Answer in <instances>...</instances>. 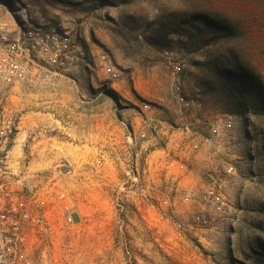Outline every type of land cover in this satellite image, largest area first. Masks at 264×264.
Listing matches in <instances>:
<instances>
[{
  "label": "rangeland",
  "instance_id": "374dc122",
  "mask_svg": "<svg viewBox=\"0 0 264 264\" xmlns=\"http://www.w3.org/2000/svg\"><path fill=\"white\" fill-rule=\"evenodd\" d=\"M14 1L35 24L70 31L95 54L72 80L36 78L2 94L19 123L8 146L12 166L47 187L50 202L64 189L77 214L75 223L56 224L52 264H264V115L225 113L205 93L199 63L216 49L195 51L189 29L166 27L194 2ZM198 3L244 33L240 42L264 80V0ZM103 56L115 68L112 80ZM177 64L181 93L199 105H180ZM156 140L164 142L159 150L150 147ZM180 142L200 147L189 159ZM131 169L145 192L124 188ZM211 175L223 209L207 198Z\"/></svg>",
  "mask_w": 264,
  "mask_h": 264
},
{
  "label": "built area",
  "instance_id": "2783aa9c",
  "mask_svg": "<svg viewBox=\"0 0 264 264\" xmlns=\"http://www.w3.org/2000/svg\"><path fill=\"white\" fill-rule=\"evenodd\" d=\"M94 60L95 54L82 45L76 34L51 24H35L26 7L14 0H0V264H52L50 245L56 224L61 220L75 223L77 216L64 189L56 192L55 199L50 202L52 196L47 187L37 188L29 184L32 180L28 179L30 173L22 176L12 166L8 146L14 142L19 123L13 115L7 114L3 91L36 78L72 80ZM101 62L106 77L116 78L115 68L108 64L105 56ZM174 69L178 77L175 86L180 105L187 108L199 105L198 97L183 96L179 77L183 70L179 64ZM189 129L186 126V130ZM148 134L144 131L141 137L146 138ZM162 143L156 140L150 142V147L159 150ZM180 143L179 151L189 159L200 147L199 142ZM206 159L212 164L217 162L212 156ZM180 165L185 167L182 163ZM231 171L232 168L228 169V173ZM211 178L213 183L209 186L207 198L223 209L225 204L219 193L218 179L212 175ZM140 179L137 169L128 170L124 188L131 191L136 188L133 191L139 194L145 192ZM187 202L188 197L183 200L184 204ZM51 204L54 215L50 211ZM204 211L202 208L199 222L207 220Z\"/></svg>",
  "mask_w": 264,
  "mask_h": 264
},
{
  "label": "trees",
  "instance_id": "16d2710c",
  "mask_svg": "<svg viewBox=\"0 0 264 264\" xmlns=\"http://www.w3.org/2000/svg\"><path fill=\"white\" fill-rule=\"evenodd\" d=\"M130 4L134 0H122ZM193 11L182 16L172 14L166 22L169 29L179 24L189 29V45L195 51L209 50L206 60L199 63L203 71L205 93L225 113L251 112L264 115V80L241 44L244 33L228 17H222L194 1Z\"/></svg>",
  "mask_w": 264,
  "mask_h": 264
},
{
  "label": "crops",
  "instance_id": "0c3cea01",
  "mask_svg": "<svg viewBox=\"0 0 264 264\" xmlns=\"http://www.w3.org/2000/svg\"><path fill=\"white\" fill-rule=\"evenodd\" d=\"M198 157H199V156H197L196 159H197ZM197 161H198V159H197Z\"/></svg>",
  "mask_w": 264,
  "mask_h": 264
}]
</instances>
